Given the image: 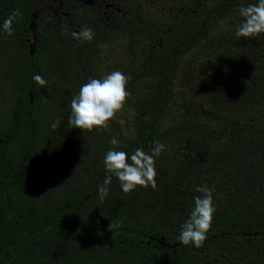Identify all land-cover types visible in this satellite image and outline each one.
I'll list each match as a JSON object with an SVG mask.
<instances>
[{"label": "trees", "instance_id": "obj_1", "mask_svg": "<svg viewBox=\"0 0 264 264\" xmlns=\"http://www.w3.org/2000/svg\"><path fill=\"white\" fill-rule=\"evenodd\" d=\"M106 1L123 6L126 14L107 23L90 6L69 8L72 28L92 29L91 41L76 39L47 16L36 22L30 51L34 0H0V92L9 96L7 104L0 101V264H264V148L249 130L252 118L229 113L215 122V110H198L201 118L186 104L189 114L176 119L180 111L173 108L182 60L210 40L212 59L227 62L231 55L221 52L227 37L212 35L229 14L255 0H196L176 8L168 23L153 19L135 0ZM17 9L9 35L3 23ZM253 41L264 54V34ZM115 44L123 51L121 72L129 77L130 95L121 110L128 123L120 127L114 118L106 131L74 129L63 143L67 119L51 128L61 114L60 92L75 96L90 79L105 76L103 49ZM244 51L242 59L250 60V49ZM37 74L46 86L33 81ZM108 130V136L95 137ZM228 136H234L232 154L251 160L245 176L242 167H229L225 154L212 150ZM113 138L118 147L110 143ZM74 139L79 140L72 145ZM157 141L165 146L160 157L167 167L193 172L183 193L160 188L157 194H125L112 177L101 203L104 163L86 176L78 173L79 156L92 160L93 152H103L101 143L130 157L138 148L151 153ZM204 184L213 190V224L201 248L184 246L181 227L201 195L196 188ZM112 221L121 225L114 233L108 231Z\"/></svg>", "mask_w": 264, "mask_h": 264}, {"label": "rangeland", "instance_id": "obj_2", "mask_svg": "<svg viewBox=\"0 0 264 264\" xmlns=\"http://www.w3.org/2000/svg\"><path fill=\"white\" fill-rule=\"evenodd\" d=\"M135 1L138 4H141L145 10L149 11L148 14L152 16L153 19L159 22L163 21L164 23H168L167 21L172 18V12L175 11L176 8H189V3L196 0ZM197 4H199V2ZM34 5L35 11L30 23L31 37L28 39L30 51L33 50V39L38 19L40 20L49 16L57 24H61L64 28L70 29L73 33L78 34L83 28H72L69 20L70 9L73 6H90L97 10L107 23H111L112 19L114 20L119 15L123 16L126 14V10L123 6H120L113 1L106 0H34ZM212 5L214 4L212 3ZM238 10L239 8L229 14L225 19V22L221 21L219 26L216 27L217 29L213 33L214 35H212H222L223 37L225 36L224 38L227 37L225 42L228 47L227 49H222L221 52H224V54H230L231 57L224 64L216 63L210 55V52L212 51L210 40L201 46L200 51H191L186 56L187 58L182 60V66L179 70L176 79V86L174 88L173 96L175 104H173V108L177 109V112L180 111V113L175 115L176 119L183 118L185 115L189 114L187 113V105L190 107L189 109L192 114H196L200 117L202 116V112L200 111L198 113V110L205 111L204 115L208 114V108L215 110L217 114V117H215L214 120L215 122H223L224 115L229 113L235 117H239V119H243L244 117L252 118V121L249 123L251 125L249 130L255 136L259 137L260 144L263 145L264 148V112L260 111L262 101L264 100V88H262L264 82V54L261 52L262 49L260 47L262 46H254L253 38L248 40L236 38L235 28L242 19L239 16ZM246 48L250 49V60L247 58L246 60H243L241 57V55L246 52L244 51ZM125 50L128 51L127 49ZM122 52L123 51L118 44L111 46L107 45V48L103 49L102 56L105 60V75L113 71L123 70L118 62V58L121 56ZM73 97L74 95H69L62 91L60 92V105L58 110H60L61 114L58 115V118L62 124L64 123V118H66L67 120L65 121V124L68 125V117L71 111L70 102ZM7 99H9V96L0 92V101L7 104ZM182 105L186 106L182 109ZM115 119L120 120V127L125 126L129 121L124 117L122 111L116 115ZM242 123L244 124L245 122ZM68 130L70 134L62 133L60 135V140L63 141V143L66 142L67 135H73L71 133L74 129L69 127ZM110 133L111 130H108L100 136L95 135V137H106ZM233 137L234 136L223 137L220 140L215 141L216 145H212V150L215 151L216 155H219L220 152L225 154L222 160L226 158L225 162L229 167L238 170L242 167L244 170L242 169L241 171H243V175L245 176V169L247 166L248 168L252 166V164L249 163L251 160H248L247 162L242 161L239 159V155L236 156L235 154H232L235 150ZM78 140L79 139L72 140V145H75ZM101 145L103 146V152H93L91 155L92 160H90L86 154H83L84 150L82 153L78 151L80 155L83 154V156H79L77 160V170L80 175L86 176L91 169H96L101 162L103 163L105 154L108 150L104 143H101ZM57 147H59V145H56V148ZM187 153L190 154L191 151L188 150ZM177 155L183 161L184 156L180 153ZM191 155L193 156V159H196L197 161L198 153ZM167 166L166 161L162 157L159 156L156 158V188L153 189L151 186L147 188L138 187L132 193H138V191L146 189L151 194H157L160 188L165 192L174 189L179 191V193H183V191L189 187L192 179H194L193 172L190 170L187 173L180 172L177 168L172 171L171 167ZM193 167L195 166L193 165ZM63 170H66V168L63 167ZM184 171H187V169ZM68 177L69 175L64 174L63 178ZM219 193L227 196L222 192V189Z\"/></svg>", "mask_w": 264, "mask_h": 264}, {"label": "clouds", "instance_id": "obj_3", "mask_svg": "<svg viewBox=\"0 0 264 264\" xmlns=\"http://www.w3.org/2000/svg\"><path fill=\"white\" fill-rule=\"evenodd\" d=\"M239 16L242 18L235 28L237 39L248 40L264 34V0H255L247 6L239 8ZM20 15V11L15 10L3 23V30L9 35L12 34L13 20ZM76 39L91 41L94 38L92 29H82L80 33L74 34ZM107 48V45L104 46ZM129 77L121 71H113L100 79H90L81 86L79 92L71 99L70 115L68 126L79 129L81 132H93L95 130L106 131L109 122L122 110L130 95L127 91ZM33 81L41 87L46 86L47 81L40 75H34ZM61 121L55 120L51 123V128L57 130ZM110 143L119 146V141L113 138ZM165 150V146L160 142H155L151 153L145 152L143 148H138L129 157L125 151L109 150L104 157V166L108 175L105 178L103 187L99 188L98 195L103 203L108 195V184L112 177H115L120 184V188L125 194H130L138 187L156 188V158ZM201 195L194 197V208L189 218L181 227L179 241L184 246H194L201 248L207 238L213 224L216 208L213 204V190L204 184L196 188ZM121 227L116 222L108 225V231L113 232Z\"/></svg>", "mask_w": 264, "mask_h": 264}]
</instances>
